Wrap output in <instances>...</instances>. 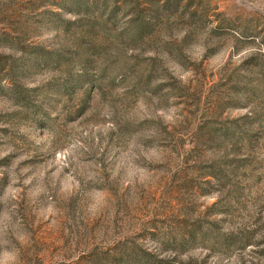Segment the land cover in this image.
Here are the masks:
<instances>
[{
  "label": "rangeland",
  "instance_id": "rangeland-1",
  "mask_svg": "<svg viewBox=\"0 0 264 264\" xmlns=\"http://www.w3.org/2000/svg\"><path fill=\"white\" fill-rule=\"evenodd\" d=\"M0 264H264V0H0Z\"/></svg>",
  "mask_w": 264,
  "mask_h": 264
},
{
  "label": "trees",
  "instance_id": "trees-1",
  "mask_svg": "<svg viewBox=\"0 0 264 264\" xmlns=\"http://www.w3.org/2000/svg\"><path fill=\"white\" fill-rule=\"evenodd\" d=\"M135 22V21H133ZM132 22V23H133ZM133 27L135 28V31L129 35V41L133 44L138 43L142 37L144 36L145 32L147 31V27H144V24H138L135 26V24ZM41 64L45 65V66H50V64H53L52 59L51 58H45L44 56L41 57ZM56 62L60 63L59 60H57Z\"/></svg>",
  "mask_w": 264,
  "mask_h": 264
}]
</instances>
